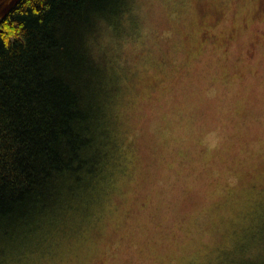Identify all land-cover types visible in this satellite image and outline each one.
<instances>
[{
    "label": "rangeland",
    "instance_id": "1",
    "mask_svg": "<svg viewBox=\"0 0 264 264\" xmlns=\"http://www.w3.org/2000/svg\"><path fill=\"white\" fill-rule=\"evenodd\" d=\"M118 20L95 48L114 174L6 264H264V0H130Z\"/></svg>",
    "mask_w": 264,
    "mask_h": 264
},
{
    "label": "trees",
    "instance_id": "2",
    "mask_svg": "<svg viewBox=\"0 0 264 264\" xmlns=\"http://www.w3.org/2000/svg\"><path fill=\"white\" fill-rule=\"evenodd\" d=\"M129 1L21 0L0 22V264L45 252L105 193L118 137L95 48Z\"/></svg>",
    "mask_w": 264,
    "mask_h": 264
},
{
    "label": "water",
    "instance_id": "3",
    "mask_svg": "<svg viewBox=\"0 0 264 264\" xmlns=\"http://www.w3.org/2000/svg\"><path fill=\"white\" fill-rule=\"evenodd\" d=\"M21 0H0V22L4 20Z\"/></svg>",
    "mask_w": 264,
    "mask_h": 264
}]
</instances>
